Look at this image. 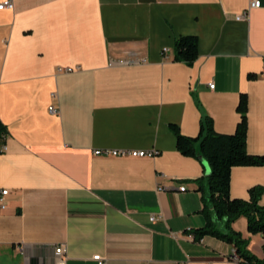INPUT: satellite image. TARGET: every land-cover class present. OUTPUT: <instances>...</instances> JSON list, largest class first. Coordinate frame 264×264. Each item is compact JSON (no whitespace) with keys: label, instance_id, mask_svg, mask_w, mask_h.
Returning a JSON list of instances; mask_svg holds the SVG:
<instances>
[{"label":"crops","instance_id":"obj_1","mask_svg":"<svg viewBox=\"0 0 264 264\" xmlns=\"http://www.w3.org/2000/svg\"><path fill=\"white\" fill-rule=\"evenodd\" d=\"M13 3L0 8V264H56L59 244L67 264H98L96 253L106 264H234V243L195 235L211 167L178 149L171 123L197 136L209 117L233 132L246 94L247 147L264 153V0ZM187 34L199 39L193 63L175 59ZM255 185L264 165L233 166V197ZM232 226L262 259L263 234L245 216Z\"/></svg>","mask_w":264,"mask_h":264},{"label":"trees","instance_id":"obj_2","mask_svg":"<svg viewBox=\"0 0 264 264\" xmlns=\"http://www.w3.org/2000/svg\"><path fill=\"white\" fill-rule=\"evenodd\" d=\"M199 55V39L195 34L178 37L175 41V59L193 63ZM254 76V74H250ZM241 114L233 132H219L208 117L201 125L197 136L181 132L177 124L171 128L177 137V147L185 155L205 158L211 167L208 175L209 194L205 199L204 212L208 218L205 226L197 228L198 238L206 234L216 235L235 244L238 254L247 264H264V257L258 258L247 248L248 240L232 224L239 217L247 218V229L251 233L264 234V203L261 202L264 186L255 185L249 190V199L231 195V170L237 165H264V153H251L247 147L248 98L242 94L237 105ZM198 145V147H197ZM224 219L227 230L220 231L216 220Z\"/></svg>","mask_w":264,"mask_h":264},{"label":"built area","instance_id":"obj_3","mask_svg":"<svg viewBox=\"0 0 264 264\" xmlns=\"http://www.w3.org/2000/svg\"><path fill=\"white\" fill-rule=\"evenodd\" d=\"M260 5V0H251V3H250V6H259ZM14 6V3H13V0H5L3 2L0 3V8H3V7H13ZM249 15V10H244L243 12L239 13L236 15V17L238 19L240 18H244V17H248ZM168 48H164V51L166 52ZM132 60H122L121 63H130ZM62 69V68H60ZM72 68H67V70H71ZM210 86L211 87H215V83L214 82H211L210 83ZM50 111L52 113H59V107L55 106V105H52L50 107ZM6 148V145H2V149H5ZM109 152L111 153H114V154H123V153H126L127 151L126 150H108ZM97 153H100L101 150H96ZM159 152V150L157 149H152V150H134V151H131V153H134V154H138V155H154V154H157ZM162 188V187H160ZM181 190H185L187 189V186L186 185H182L180 187ZM9 193V189L8 188H0V209H4L7 207L8 205V201H7V195ZM155 217L152 216V219H154ZM264 236V234H263ZM55 255H56V258H57V262L56 264H67V247L66 245L64 244H59L58 246L55 247ZM93 258L95 260H97L98 264H106L107 260L106 258L100 254V253H96L93 255ZM231 260L234 264H247L245 262V260L238 254L237 252V249L236 247L234 246L233 247V251H232V255H231ZM178 264H187L186 262H180Z\"/></svg>","mask_w":264,"mask_h":264},{"label":"water","instance_id":"obj_4","mask_svg":"<svg viewBox=\"0 0 264 264\" xmlns=\"http://www.w3.org/2000/svg\"><path fill=\"white\" fill-rule=\"evenodd\" d=\"M202 159H205V158H202ZM206 160V159H205ZM209 163V162H208ZM210 174V173H209Z\"/></svg>","mask_w":264,"mask_h":264}]
</instances>
